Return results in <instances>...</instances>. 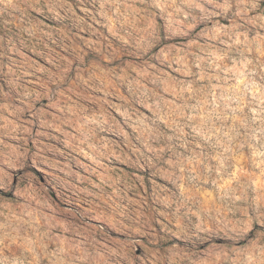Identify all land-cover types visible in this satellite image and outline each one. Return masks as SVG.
Wrapping results in <instances>:
<instances>
[{"label": "rangeland", "instance_id": "obj_1", "mask_svg": "<svg viewBox=\"0 0 264 264\" xmlns=\"http://www.w3.org/2000/svg\"><path fill=\"white\" fill-rule=\"evenodd\" d=\"M0 264H264V0H0Z\"/></svg>", "mask_w": 264, "mask_h": 264}]
</instances>
